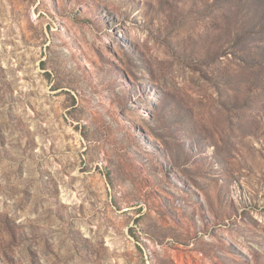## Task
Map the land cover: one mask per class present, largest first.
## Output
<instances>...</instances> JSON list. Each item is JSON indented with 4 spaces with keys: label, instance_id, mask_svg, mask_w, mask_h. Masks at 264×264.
Masks as SVG:
<instances>
[{
    "label": "rangeland",
    "instance_id": "obj_1",
    "mask_svg": "<svg viewBox=\"0 0 264 264\" xmlns=\"http://www.w3.org/2000/svg\"><path fill=\"white\" fill-rule=\"evenodd\" d=\"M0 264H264V0H0Z\"/></svg>",
    "mask_w": 264,
    "mask_h": 264
}]
</instances>
